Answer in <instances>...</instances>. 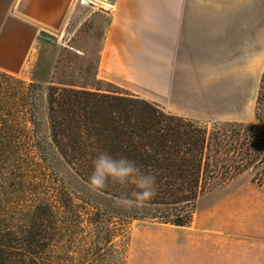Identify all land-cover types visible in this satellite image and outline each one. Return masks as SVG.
<instances>
[{"label": "crops", "instance_id": "obj_1", "mask_svg": "<svg viewBox=\"0 0 264 264\" xmlns=\"http://www.w3.org/2000/svg\"><path fill=\"white\" fill-rule=\"evenodd\" d=\"M96 2L110 7L102 10ZM74 16L98 33L95 82L184 118L253 120L264 0H0V69L21 72L44 39L60 35ZM203 230L217 232L220 246L235 249L220 253L221 264H233V254H253L264 242V181L243 171L210 190Z\"/></svg>", "mask_w": 264, "mask_h": 264}, {"label": "rangeland", "instance_id": "obj_2", "mask_svg": "<svg viewBox=\"0 0 264 264\" xmlns=\"http://www.w3.org/2000/svg\"><path fill=\"white\" fill-rule=\"evenodd\" d=\"M79 1L82 4L95 2ZM96 4L103 10L104 4ZM86 11L88 9L84 15ZM260 17L264 22V16ZM87 26L80 16H74L60 35L44 39L35 61L26 64L21 72L15 74L0 69V130L7 132L13 140L25 142L20 149L18 146L0 150L1 227L9 228L13 236L20 238L34 236L32 249L36 252L32 253V258L36 264H221L220 253L225 256L235 249L220 246L217 232L203 230L204 196L210 190H217L222 183L216 184L215 178L196 200L189 225L174 226L149 218L111 219L98 224L88 215L94 209L92 206H97L88 200L91 195L88 186L61 167L58 172H52L33 159L34 152L26 142L48 136L45 109L50 87L91 84L100 90L124 91L92 78L98 33L90 32ZM259 42L260 78L253 120L248 123L196 120L207 129L210 138L206 150L207 171L215 175L218 171H226L231 175L229 178L247 171L257 183L264 181V47L261 32ZM76 49L83 50L84 54L76 53ZM32 122L38 125L37 132H34ZM52 178H57L62 188L68 189L73 204L55 196L53 187L56 183ZM47 197L49 206L43 209L41 203H45ZM71 208L81 213L79 219L67 215ZM41 210L43 214H40ZM107 227L111 229V236H105ZM247 262L264 264V242L258 241L253 254L232 255L233 264Z\"/></svg>", "mask_w": 264, "mask_h": 264}, {"label": "trees", "instance_id": "obj_3", "mask_svg": "<svg viewBox=\"0 0 264 264\" xmlns=\"http://www.w3.org/2000/svg\"><path fill=\"white\" fill-rule=\"evenodd\" d=\"M45 114L48 136L26 142L34 152L33 159L43 164L45 170L58 172L61 167L87 186L92 161L97 152L104 151L114 159L132 160L143 172L155 176L156 195L142 206L117 203L132 187L124 189L109 181L101 191L89 189L88 200L97 206H92L94 209L88 215L95 223L149 218L174 226L189 225L196 200L209 188L212 178L219 184L231 176L226 171H218L216 175L207 171L206 150L210 138L205 127L196 120L167 113L138 95L54 86L47 94ZM32 125L37 132L38 125L35 122ZM24 143L0 130V150L18 146L20 149ZM52 179L56 183L55 196L73 204L68 189L62 188L57 178ZM48 201L47 197L41 203L43 209L49 206ZM43 213L41 210L40 214ZM69 214L77 219L81 215L72 208ZM105 233L111 236V229L107 227ZM32 244L34 236L28 235L26 239L13 236L0 223V264H36Z\"/></svg>", "mask_w": 264, "mask_h": 264}, {"label": "clouds", "instance_id": "obj_4", "mask_svg": "<svg viewBox=\"0 0 264 264\" xmlns=\"http://www.w3.org/2000/svg\"><path fill=\"white\" fill-rule=\"evenodd\" d=\"M109 181L124 189L132 187L131 192L117 199V203L125 206H142L156 195L154 175L143 172L132 160L124 157L114 159L107 152L99 151L92 161L87 186L92 191H101Z\"/></svg>", "mask_w": 264, "mask_h": 264}, {"label": "built area", "instance_id": "obj_5", "mask_svg": "<svg viewBox=\"0 0 264 264\" xmlns=\"http://www.w3.org/2000/svg\"><path fill=\"white\" fill-rule=\"evenodd\" d=\"M109 7H110V6H107V7L105 6L103 9L106 10V8H109Z\"/></svg>", "mask_w": 264, "mask_h": 264}]
</instances>
